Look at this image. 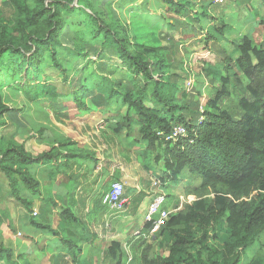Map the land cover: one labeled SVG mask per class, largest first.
Masks as SVG:
<instances>
[{"label": "trees", "instance_id": "trees-1", "mask_svg": "<svg viewBox=\"0 0 264 264\" xmlns=\"http://www.w3.org/2000/svg\"><path fill=\"white\" fill-rule=\"evenodd\" d=\"M110 1L1 0L0 124L6 123L5 116H17L24 107L28 114L34 108L45 122L33 129L39 142L49 148L32 154L14 135L0 138V172L11 196L29 211V228L32 224L43 229L40 217L31 213L30 200L19 195L20 185L37 192L39 181L33 172L74 143L49 125L50 115L67 117L68 107L58 101L66 95L40 75L48 57L64 81L71 84L69 73L78 74L80 85L67 100L69 109L75 107V115L99 111L104 121L113 123L116 138L121 132L135 137L138 147L130 151L151 157V165L143 166L144 188L154 189L152 176L162 185L176 181L184 170L200 179L194 190L196 199L170 213L155 234L147 235L150 242L155 235L161 236L159 246L167 243V253L153 254L151 243L140 249L131 264H264V41L257 43L252 33L229 39L226 31L230 27L225 23L205 29L202 19L210 17L208 6H218L213 0H203L197 9L195 1L161 0L166 15L153 10L150 0H130L131 9L119 5L117 13L107 5ZM260 3L263 14L257 10V24L264 30V0ZM181 32L182 37L176 38L175 33ZM189 33L193 37L186 45ZM195 42L207 50L206 56L213 52L219 62H209L202 70L210 84L205 103L194 100L195 86H183V55L194 54L189 50ZM225 42L231 47L226 49ZM69 47L72 61L64 65L59 56ZM90 55L103 57L102 66L94 67ZM4 88L23 94L28 102L13 106ZM177 92L181 100L175 97ZM42 102L55 112L63 109L52 115ZM13 124L26 129L22 122ZM175 125L184 126L185 134L166 140ZM70 155L90 157L93 165L98 160L93 150L82 148L68 149L64 158ZM159 164L161 172L156 176ZM143 201L147 202V194L141 191L135 208ZM61 214L65 221L61 228L66 229L68 223L75 226L70 210ZM221 219L227 236L219 240L216 227ZM150 225L145 222L143 232L148 234ZM72 232L59 236L67 249L61 258L71 257V264H94L92 252L85 254L86 249L72 242L87 241L89 236L79 235L75 228ZM255 244L259 248L249 255ZM3 254L8 264H30L25 251L12 258V250L0 241V259ZM101 256L112 264H128L118 240H112Z\"/></svg>", "mask_w": 264, "mask_h": 264}, {"label": "crops", "instance_id": "crops-1", "mask_svg": "<svg viewBox=\"0 0 264 264\" xmlns=\"http://www.w3.org/2000/svg\"><path fill=\"white\" fill-rule=\"evenodd\" d=\"M191 1L196 2L195 8L197 9L202 4L200 2H202L203 0ZM250 1L251 0H242L235 2L238 3L239 6H237L236 4L229 5L230 1L224 2L223 4L213 3L218 6L209 5L207 9L210 17L207 19H202V26L207 29L210 27L211 24L220 26L225 23L228 27H230V30L226 31V37L232 40H238L244 34L249 35L253 33L252 29L244 31V29H242V26L240 27L237 24V19L239 17L238 14H240L239 12H246L248 10L247 8H250V10L246 13L247 22H250V20H255L253 13L258 19V15L256 14L257 10H259L261 15L263 14L261 3L260 5H258V7L256 6L257 8L250 7ZM227 16H229L228 20ZM257 22L258 20L252 21L253 26L257 24ZM181 33H175V37L180 39L183 35V33ZM177 35L179 37H177ZM188 36H190L191 38L186 40V42L184 43L186 45L191 43L193 37L190 33L188 34ZM195 43L197 46L200 47V44H198L197 42ZM227 43L230 42H225L226 49L231 47ZM214 55L215 54L211 52L209 58L212 56L213 59H210V61L212 60V64H217L219 62H215ZM205 61L207 62V60ZM78 116L81 118L85 115ZM101 116L103 117L102 114ZM8 117L11 118V120H8L10 121L9 123L15 127L14 129L17 132V127L13 123H17L18 125H20L22 119L18 118L16 115L13 117L8 115ZM51 117L52 116L50 115V128L54 129L59 134L70 138L72 141H74V143L68 146L67 150H62L61 154L58 155L57 159L53 158L49 163L40 164V166H38V168L36 169V172H33L32 176L34 177V179L39 181V188L37 192L28 188H24L23 185H20L19 188V195L25 198V200H30L31 202V213L33 212V210H37V216L40 217L39 224H41L43 229L41 227H35L32 224V228H29V211H27L26 207H24L22 202L18 201L17 199H10L11 197L13 198L11 194L8 195L9 199L14 203H21L22 207L18 210L17 214L13 212L11 216L13 222L10 221L8 227H11L12 223H15L17 227L14 230L18 231L20 229L23 230L24 228L28 229L35 237L38 236V238H36L34 241L30 233L27 235L30 244L32 241H34L35 243H32L33 247L38 246L39 250L42 252V256L40 257L41 262L44 258H47L49 264H71L70 262H65V258H61V254L67 252V249H65V245H63L59 241L60 235H63L65 233L67 235H72L74 234L72 232L73 228H75L79 235L89 236V240L87 241L83 239L72 241L75 242L77 246H81L86 249L84 251L86 252L85 254H87L89 251L93 252L99 250V244L101 249L103 250L104 246L102 245V243H100L98 239L96 241H99V243L96 246L94 245L96 244L95 242L92 243L93 239L97 237V229L104 223L107 224L109 222L108 230L113 229L120 232L123 227L126 228L129 224H133L132 228H134L135 230H142L145 220L143 223L139 221L136 216V213H139V209H142V205L145 206L142 209L143 212L147 209L146 206L148 207V204L152 199L150 197L151 193H153L154 195L157 191H161L162 193L166 194L165 190L163 189V186L167 185L168 182L162 184L161 189L159 190L152 189L150 187L144 188L143 179L145 177V172L142 173L140 168L136 169L138 172L137 177L131 178L129 176L130 179H127L126 173L129 167V164L127 166L128 160L126 158L123 159L122 154L120 152L118 154L113 155L111 153L113 149L116 148V137L111 131V126L113 123H107L106 121H104V119L99 118V126L94 127L88 123L86 124V126L88 127H81L80 133H75L73 131H71V133H68L67 130L62 129V127L57 125V122H64V118H57L58 120L52 121L53 119ZM41 123L43 122L41 121L40 125ZM24 127L26 129L23 130L27 131L29 129V124H26L24 122ZM82 130L86 131L85 134L87 135V137L86 135L84 137L81 134ZM16 132H14L13 134L15 135ZM34 135L37 138V134H35V132ZM28 138L34 139L33 136ZM91 140L92 143H90ZM17 141L19 142V140ZM36 143L41 146L38 151L27 149L25 146L24 148L30 151L32 154L41 153L49 149L45 143L39 142V140H37ZM80 148L87 151L93 150L96 153V157L98 158V160L95 165H93L92 159L90 157L82 158V156L79 155H70L71 158L69 156L64 158V156L68 152V149L78 150ZM105 158H107V160H104ZM0 174L3 175V173L1 172ZM112 179L120 180L124 184L126 209L122 214L120 213L112 215L108 211V209L101 203L102 193L108 188V184ZM129 181L131 184L130 188L127 186ZM181 185L185 187L184 184ZM141 191H144L147 194V202L143 201L139 204V206H136L135 208L134 201L136 199V196H138ZM168 199L177 198L169 197ZM179 199H184V197L179 195ZM186 199H189V196ZM169 203L171 204V202H168V206ZM168 208L169 211L173 212L171 206ZM65 210H70L73 213V218L77 221L75 226H71L70 223H68L66 229L61 228L65 226V221L63 220L61 214ZM71 223L73 222L71 221ZM59 227L61 228L60 230ZM111 240L112 238L109 241L111 242ZM40 243L42 244L41 247L38 245ZM135 245L138 250V243H135ZM50 249L53 250L50 252ZM25 253L27 254L26 251ZM99 264L107 263L105 261H102L101 259Z\"/></svg>", "mask_w": 264, "mask_h": 264}, {"label": "rangeland", "instance_id": "rangeland-1", "mask_svg": "<svg viewBox=\"0 0 264 264\" xmlns=\"http://www.w3.org/2000/svg\"><path fill=\"white\" fill-rule=\"evenodd\" d=\"M233 1H230V4H236L237 6H239L238 1H235L234 3H231ZM130 0H111L110 2L107 3V5L112 9L113 12L117 13L118 12V7L119 5H124L126 4V9H131V5H130ZM0 5H1V0H0ZM149 5H151V8L153 10H155L158 14L164 15L165 14V9H162L161 7V0H150ZM258 5H260V1L259 0H251L249 6L250 7H258ZM256 7V8H257ZM248 10L246 12H239L240 14L238 19H237V24L241 27L242 29H244V31H247L249 29H252L253 33V37L254 40L257 43H260L261 41H264V30L261 29V27L258 24H255L253 26L252 21L258 20L257 17L254 15V19L255 20H250V22H247L246 19V13L250 10V8H247ZM252 9V8H251ZM7 15H11L10 10L6 11ZM166 15V14H165ZM167 16H172L167 14ZM229 19V16H227V20ZM79 21V19H76L74 22ZM79 26V25H77ZM76 25L74 27H77ZM245 33V32H243ZM177 37H179L177 35ZM164 43V42H163ZM190 50L194 51V54H190L189 56L187 55H183L184 60L182 62L184 68L186 69V76L183 79V86L186 89H189L191 86H195L196 87V91L194 94V100H198L200 99L201 102H206V100L209 97L210 94V84L208 83L207 77L204 76L202 70L203 68H205V66L207 65V63L211 62L210 59H213L212 56L209 58V55L206 56V49H201V47L196 46V44H193L190 46ZM70 47L66 49V52L64 54H61L59 56V60L64 64V65H69V63L72 61V54L70 52ZM182 54L178 55V58H181ZM91 60L93 61L92 64H94V67H101L102 64L104 63V61L101 60H105L103 57L100 58V60L98 59L99 57H95L94 55H90ZM209 58V59H208ZM204 60H207L204 61ZM97 70V69H95ZM41 76H44V79L48 82L51 83L55 86L56 91H58L59 93H63L66 95L65 98L61 99L58 98V101L60 103V105H67V113L68 116L67 117H63L64 118V122H57V125H59L60 127H62V129H65L68 131V133H71V131L75 132V133H80V129L81 127H85L86 124H91L92 126L96 127L99 126V118L104 119V116L102 117L100 112H98L97 110H92L93 112H87L85 114L84 117H79L78 115H75V107L70 108L69 109V105L67 103V100L71 99V90L72 89H77L80 85L79 80H77L78 78V74L77 72H73L71 71L68 75L69 80L71 82L68 83L66 81H64L62 79L61 73L51 64V61L49 60V58L47 57L43 62H42V71L40 72ZM182 75V74H181ZM181 75H179L178 78V82L180 83L181 81ZM43 79V77L41 78ZM5 94L7 95V97L12 101V105L15 107H22V105L24 106L25 102H28L23 94L18 93L17 91H10L7 90L6 88L3 89ZM202 91V96L199 98L198 92ZM175 97L181 100L180 97V93L177 92L175 93ZM57 100V99H55ZM230 101L234 102V98H231ZM43 107L45 108L44 110L52 113V115H54L55 113H59L60 110H62L63 108H60L58 110H56V112L51 109L48 106L47 102H42ZM30 106V104L28 105ZM27 107V106H26ZM31 107V106H30ZM25 107L21 110V112H19L17 114L18 118L22 119V123H28L29 124V129L26 131H24L22 128H17V132L15 131V127L13 125H11L8 120H11V118H9L8 116L6 117V123L5 124H0V138H7V137H11V135H14L13 133H15L17 140H19V142H21L27 149L30 150H35L38 151L40 149V145H38V143H36V141L38 140L36 138V136L34 135L35 130L33 129L36 128L38 125H40V122H45V120L41 117H39L36 112V110L34 108H31L29 110L30 114L25 112ZM23 111V112H22ZM90 115V116H88ZM24 116V117H23ZM88 116V117H87ZM54 120H58L57 118L55 119V117H51ZM240 117H236L235 119L238 120ZM88 127V126H86ZM72 128V129H70ZM79 129V130H77ZM20 132V133H19ZM19 133V134H17ZM86 131L81 132V134L85 137ZM14 135V136H15ZM34 137V139H29L28 137ZM87 137V135H86ZM15 138V139H16ZM133 136L131 137H126L124 132H121L117 138L115 139L116 141V148L113 149V151L111 152L112 155L113 154H118L119 152L122 154V158L123 159H127V166L129 164L128 167V171H127V179L131 178H135L137 177V170L136 169H141L142 173L145 172L144 170V164L145 163H149L151 165V157H144V153L142 151L136 152V151H130L131 149H136V147H138L137 142L134 141ZM90 143H92V140L90 141ZM130 151V152H129ZM150 159V160H149ZM104 160H107V158H105ZM110 162V161H109ZM161 164H159L156 167V172L154 175L157 176L158 173L161 172ZM187 175V176H186ZM130 176V177H129ZM146 176V175H145ZM148 178V175H147ZM152 179L155 180L154 176H152ZM199 177L197 175H192L190 174L187 170H184L178 177V179L174 182L172 181H168L167 185L163 186V189L165 190L166 194H167V205L168 202H171V204L169 203V207H172V211L173 212H178L180 210H183L184 207V203H188V202H192L196 199V195L194 194V190L196 189L198 183H199ZM179 181V182H177ZM167 183V182H166ZM149 184V182H148ZM154 184V183H153ZM181 184H184V186H182ZM127 186L130 188L131 184L130 181L127 184ZM187 188H191L190 190H186ZM9 187H8V182L6 180V178L0 174V241H2V243L4 244L5 247H9L12 252V258H16V256L20 253V252H24L26 251L28 255L27 258L30 262V264H49V261L47 258H44L41 262V256H42V252L39 250L38 246L33 247L32 243H35V239L38 238L35 237L34 235H32V233L28 230V229H23V230H14L16 229L17 225L15 223H12V227H8V224L12 221V214L13 212H15L17 214L18 210L22 207L21 203H14L13 201H11L10 199H15L14 197L10 198L8 197L9 193ZM173 190V191H172ZM172 191V192H171ZM179 195H181L182 197H184V199H179ZM189 196V199H186ZM169 197L172 198H177V199H168ZM20 204V205H19ZM145 206L142 205V209ZM147 208V206H146ZM142 209H139V213H136L137 218L139 219V221H141L142 223L144 222V215L146 210L143 212ZM38 214V213H37ZM133 218V217H132ZM136 220V219H135ZM123 222V221H122ZM126 222V221H125ZM119 223V222H118ZM114 226V225H112ZM109 227V222L107 224H103L102 226H100L97 229V237L95 239H93L92 243L95 242L96 244H94L95 246L99 243H102V245L104 246V248L110 243V239L112 238V240L117 239L118 241H120L121 245L124 246L125 251L128 254V258H127V263L131 264V262H133L134 258L138 259V253L140 251V249L146 247L148 244H151L150 250L152 251L153 254L155 253H160V254H166L168 251V246L167 243H162L161 246H159L160 241L162 240L161 236H156L155 238L152 239V242L147 241V233L143 232V230H135L133 227V224H129L126 228L123 227V229L118 232L116 230H108ZM216 230L218 232L219 235V240L225 239L227 236V233L225 231V224H224V219H221L216 227ZM30 233V235L32 236V238L34 239V241L31 242L29 241L28 238V234ZM123 233V234H122ZM154 237V236H153ZM31 238V239H32ZM49 238V237H48ZM99 241H96V240ZM95 240V241H94ZM111 240V241H112ZM42 243V242H41ZM38 244L40 247L42 244ZM130 243V244H129ZM132 243V244H131ZM135 243H138V245L141 246V248H139L137 250ZM31 245V246H29ZM259 248L258 244H255V246L253 248L250 249L249 251V255L253 254L257 249ZM263 253H264V246L261 247ZM53 249H50V252ZM101 247L99 244V250L93 251L91 254H93V257L95 259V263L94 264H99L100 260L102 258L101 256ZM151 253V254H152ZM82 254V252L80 253ZM136 255V256H135ZM71 257L67 258L65 262H70L71 261ZM107 264H112V262H107L105 261ZM0 264H8V262L6 261V257L3 254L2 259H0ZM69 264V263H67Z\"/></svg>", "mask_w": 264, "mask_h": 264}, {"label": "built area", "instance_id": "built-area-1", "mask_svg": "<svg viewBox=\"0 0 264 264\" xmlns=\"http://www.w3.org/2000/svg\"><path fill=\"white\" fill-rule=\"evenodd\" d=\"M228 1H240V0H213L215 4H223ZM261 1V0H259ZM185 127L180 125H175L171 134L165 137L166 140L175 138L185 134ZM154 183V184H153ZM154 189H161V182L155 177L152 182ZM124 184L120 180L113 179L109 182L107 190L101 196V203L108 209V211L114 214H122L126 209V199L124 195ZM167 205V195L165 193L156 192L148 204L145 213V222H149L150 228L148 229V235L155 234L161 225L164 224L165 220L168 218L170 211L166 207ZM33 215H37V210H33Z\"/></svg>", "mask_w": 264, "mask_h": 264}, {"label": "clouds", "instance_id": "clouds-1", "mask_svg": "<svg viewBox=\"0 0 264 264\" xmlns=\"http://www.w3.org/2000/svg\"><path fill=\"white\" fill-rule=\"evenodd\" d=\"M103 205V204H102ZM167 209H169V208H167ZM170 213H172L171 211H170Z\"/></svg>", "mask_w": 264, "mask_h": 264}]
</instances>
